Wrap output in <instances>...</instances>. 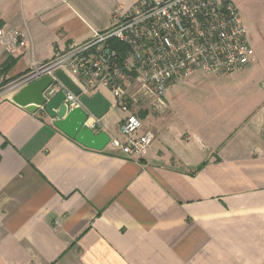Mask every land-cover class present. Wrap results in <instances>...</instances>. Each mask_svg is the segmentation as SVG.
Returning a JSON list of instances; mask_svg holds the SVG:
<instances>
[{
  "label": "crops",
  "instance_id": "obj_1",
  "mask_svg": "<svg viewBox=\"0 0 264 264\" xmlns=\"http://www.w3.org/2000/svg\"><path fill=\"white\" fill-rule=\"evenodd\" d=\"M138 1L0 0V29L26 36L24 47L0 42V264H264L259 59L231 75L197 73L168 90L165 107L147 104L141 133L154 140L139 159L86 149L12 101L16 81ZM181 90L204 98L177 110L168 97ZM113 108L96 133L117 138L127 113Z\"/></svg>",
  "mask_w": 264,
  "mask_h": 264
},
{
  "label": "built area",
  "instance_id": "obj_2",
  "mask_svg": "<svg viewBox=\"0 0 264 264\" xmlns=\"http://www.w3.org/2000/svg\"><path fill=\"white\" fill-rule=\"evenodd\" d=\"M25 37L19 28L8 33L0 29V42L24 47ZM112 41L126 47L124 58ZM255 60L249 32L232 0H139L126 13L115 10L109 29L35 67L14 86L20 89L49 76L52 83L44 97L50 101L64 92L68 111L83 104L57 78V71H63L82 94L106 90L127 113L119 137L111 138L108 148L139 159L154 140L153 134L141 133L140 114L147 104L165 107L168 90L197 73L231 75L250 68ZM87 125L96 132L99 120L90 116Z\"/></svg>",
  "mask_w": 264,
  "mask_h": 264
},
{
  "label": "water",
  "instance_id": "obj_3",
  "mask_svg": "<svg viewBox=\"0 0 264 264\" xmlns=\"http://www.w3.org/2000/svg\"><path fill=\"white\" fill-rule=\"evenodd\" d=\"M56 76L75 96H80L83 108L68 111L64 104V92L47 101L44 92L52 83L49 76L20 88L12 101L33 114L43 110L53 121L55 128L84 148L97 152L104 151L111 137L104 131L96 133L88 127L87 121L90 116L101 120L110 111L112 104L101 92L93 96L82 94L79 87L63 71H57Z\"/></svg>",
  "mask_w": 264,
  "mask_h": 264
},
{
  "label": "rangeland",
  "instance_id": "obj_4",
  "mask_svg": "<svg viewBox=\"0 0 264 264\" xmlns=\"http://www.w3.org/2000/svg\"><path fill=\"white\" fill-rule=\"evenodd\" d=\"M234 4L237 6L240 16L245 23L247 30L249 32V37L252 40V43H255L256 40L260 43V45H256V51L259 52V55L256 53L257 60L259 59L258 63L264 64V0H232ZM107 99L110 101L112 106H114L115 111H120L117 107V103L104 89H100ZM200 92V91H199ZM197 92L194 96L192 92L189 94L185 90H181L180 94L177 95L176 91H172L170 95L171 98L168 97V101L173 108H176L180 111L186 110V105L188 102L193 100V97L196 99H202L204 96L202 93ZM178 96V97H177ZM207 96V94H206ZM167 97V93H166ZM177 97V98H176ZM174 98V99H173ZM113 108V109H114Z\"/></svg>",
  "mask_w": 264,
  "mask_h": 264
},
{
  "label": "trees",
  "instance_id": "obj_5",
  "mask_svg": "<svg viewBox=\"0 0 264 264\" xmlns=\"http://www.w3.org/2000/svg\"><path fill=\"white\" fill-rule=\"evenodd\" d=\"M113 47L119 52L121 58L125 57L126 47L118 41H112Z\"/></svg>",
  "mask_w": 264,
  "mask_h": 264
}]
</instances>
